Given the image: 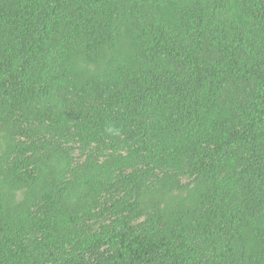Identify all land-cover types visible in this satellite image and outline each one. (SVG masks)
I'll list each match as a JSON object with an SVG mask.
<instances>
[{"label": "trees", "instance_id": "16d2710c", "mask_svg": "<svg viewBox=\"0 0 264 264\" xmlns=\"http://www.w3.org/2000/svg\"><path fill=\"white\" fill-rule=\"evenodd\" d=\"M0 264H264V0H0Z\"/></svg>", "mask_w": 264, "mask_h": 264}]
</instances>
